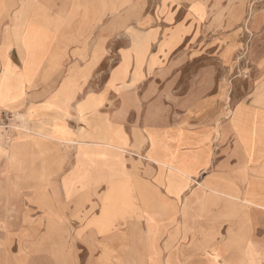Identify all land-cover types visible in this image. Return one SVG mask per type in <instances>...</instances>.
<instances>
[{
	"label": "crops",
	"instance_id": "0c3cea01",
	"mask_svg": "<svg viewBox=\"0 0 264 264\" xmlns=\"http://www.w3.org/2000/svg\"><path fill=\"white\" fill-rule=\"evenodd\" d=\"M103 14L76 0H0V118L28 119V130L0 136V264H25L27 191L46 209L56 190L79 211L66 221L108 239L93 247L103 264L111 253L143 262L160 237L172 264H264V120L251 125L242 113L255 107L243 105L209 122L155 118L135 92L150 35L135 32L134 44L130 34L102 72L106 41L87 37Z\"/></svg>",
	"mask_w": 264,
	"mask_h": 264
},
{
	"label": "rangeland",
	"instance_id": "374dc122",
	"mask_svg": "<svg viewBox=\"0 0 264 264\" xmlns=\"http://www.w3.org/2000/svg\"><path fill=\"white\" fill-rule=\"evenodd\" d=\"M76 1L105 13L87 37L106 41L105 61L98 68L102 72L118 66L121 51L130 49V34L134 44L142 40V35L135 32L150 35L144 52L143 77L135 92L145 105L142 109L152 106L155 118L163 110L164 122H209L218 116L231 118L234 108L243 105L255 107L242 113L251 125L257 127L264 120L257 112V108L264 110V0ZM175 31L179 38L172 33ZM167 37L171 43L177 41L169 51L164 46ZM134 49L138 57L143 53L140 45ZM94 50V56L101 52ZM150 60L155 61L152 68L148 67ZM93 81L94 87H101L107 78ZM17 116L24 122H18ZM17 116L12 113L0 118V136L10 138V132L22 129L23 124L28 130L26 115ZM30 193L27 191L25 208V264H103L101 253L93 252V247L108 239L88 237L87 232L79 231L83 222L66 221V217L76 218L79 211L67 204L64 192L47 191L46 209L32 205ZM51 223L56 238L50 237ZM159 225L162 233L163 223ZM160 241L161 237L157 240V255L148 259L144 255L143 262L134 255L124 263L172 264L173 256L168 260L161 253ZM111 255L107 264H121L117 260L120 253ZM216 258L221 264L226 262L222 255ZM184 259L180 261H193L188 256ZM154 260L156 263H150Z\"/></svg>",
	"mask_w": 264,
	"mask_h": 264
},
{
	"label": "bare ground",
	"instance_id": "6f19581e",
	"mask_svg": "<svg viewBox=\"0 0 264 264\" xmlns=\"http://www.w3.org/2000/svg\"><path fill=\"white\" fill-rule=\"evenodd\" d=\"M229 123V122H228ZM229 125V124H228Z\"/></svg>",
	"mask_w": 264,
	"mask_h": 264
}]
</instances>
